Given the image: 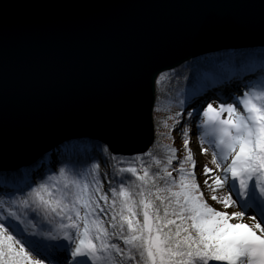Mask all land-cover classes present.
<instances>
[{"label": "water", "instance_id": "water-1", "mask_svg": "<svg viewBox=\"0 0 264 264\" xmlns=\"http://www.w3.org/2000/svg\"><path fill=\"white\" fill-rule=\"evenodd\" d=\"M264 49V0H0V174L69 141L155 139L159 75Z\"/></svg>", "mask_w": 264, "mask_h": 264}, {"label": "snow or ice", "instance_id": "snow-or-ice-1", "mask_svg": "<svg viewBox=\"0 0 264 264\" xmlns=\"http://www.w3.org/2000/svg\"><path fill=\"white\" fill-rule=\"evenodd\" d=\"M252 64L243 59L214 74L232 79L254 73ZM259 71L264 74V68ZM166 77L160 74L157 83ZM258 83L245 84L247 90L230 97L232 102L193 110L197 119L203 116L201 145L216 149L214 167L202 166L200 182L189 148L191 129L177 113L170 117L168 138L179 125L182 159L172 145L163 146V158L155 145L128 161L109 154L115 164L107 190L94 164L88 171L61 167L29 186L23 198L0 199V264H264V81ZM162 125L169 127L167 121ZM206 195L224 209L241 210L218 211ZM248 210L260 219L230 223L243 220Z\"/></svg>", "mask_w": 264, "mask_h": 264}, {"label": "trees", "instance_id": "trees-1", "mask_svg": "<svg viewBox=\"0 0 264 264\" xmlns=\"http://www.w3.org/2000/svg\"><path fill=\"white\" fill-rule=\"evenodd\" d=\"M243 59L251 60V62L253 63L251 67L255 71L254 73H247L246 75H237L232 79H227L228 78L227 75L224 77V74L223 75L214 74L215 70L218 69V67L219 68L226 67L227 65L233 62L239 63ZM202 62L207 63V65L205 64L201 66L198 69L199 73H197L195 76L194 75L189 76L190 78L183 80V84L185 83L184 85L185 88H189V85H191L189 90H182L183 84L180 83L181 79L184 77L180 75L182 67L176 70L168 71V73L166 72L171 76V78H169L168 84H166V82L157 83L156 81V101L153 109V118L155 123H156V118L160 117L161 119V117L166 114V111H170L171 113H174L173 115H171V117H176L177 113H179L178 111H181L183 115L180 117V124L183 125L184 127L190 128L192 126V122L196 123L195 125L197 128L196 130L200 131L202 135L204 129L198 127L202 119L201 120L197 119L196 113L193 111L194 109H197L203 105L202 102L198 103L199 101L198 99H200L202 95L206 94L211 89L222 91L225 88V86L223 85L225 82V80H223L224 78L226 79V81H228L226 83L232 84L230 85L232 88L235 89L238 88L237 91L235 90L233 92L231 91V94L229 93V97L238 96L241 93L240 90L242 91L247 90L245 89V84L259 86L258 82L264 81V74H262L259 71L260 68H264V49L259 50L258 52H256L255 50L254 51L250 50L248 52H242L240 54H228L222 57H209L207 58L206 62L204 61V59L202 60ZM216 64L219 66L216 67ZM204 70L206 71V73L204 72ZM178 79H180L179 83H178ZM207 94L209 95L210 93L208 92ZM193 104L195 105L193 106ZM190 108L192 109L189 111H193L192 117L187 116V112H189L187 109ZM167 120L169 126L168 128H166L167 130H165L164 128H162L161 130L160 127L157 128L156 125L155 139L151 146L153 147V145H155L154 152L159 158H163L165 155V150L163 147L164 145H172L178 149L176 145V141L173 138V131L171 134L172 139L168 138L169 129L172 128L174 124V120L170 118H167ZM178 127L179 125L176 126V131ZM69 145H71L74 148V151L66 152V147ZM85 146H89L91 150L84 151ZM103 148H107V147L102 143L87 139L74 140L73 142L65 143L64 145L59 146L55 150V154L52 153L51 156L50 155L45 156L44 161L42 162V165L44 163V168H42V170L37 172L38 174L40 173L41 175L37 178V180L34 178L35 182H33L32 186L36 187L40 183L44 182L49 175L58 174L59 169L61 167H74L75 170L88 171L91 169V167L94 164L100 165L99 172L101 179L105 178L106 179L105 181H107L108 179L112 180L113 179L112 165L115 164V161L109 158V154L124 161H128L136 156V155L134 156L113 155L108 148H107V152L102 153L101 149ZM177 155L179 157L178 152ZM179 158L182 159L183 156H180ZM69 161H71V165H69L68 163ZM123 166H127V165L125 164ZM173 167H178V165L174 162ZM28 170H30V173L27 174L28 175L27 177L28 179L32 180V177H34L35 174L33 176H29V175L33 174L34 172L36 173V171L34 169H33L34 171L31 169ZM173 175L175 176L176 173H173ZM4 176L5 174H0V180L2 181L0 183V188L4 187V191L0 199L6 200L9 199L10 197L23 198L27 194V191L30 190L29 184H26L27 186L26 192H22L20 191L23 186L22 183L16 182L14 180L11 182L8 181L4 183L5 181ZM117 178L118 177H115L116 180ZM107 189L108 187L107 188L105 187V190Z\"/></svg>", "mask_w": 264, "mask_h": 264}, {"label": "rangeland", "instance_id": "rangeland-1", "mask_svg": "<svg viewBox=\"0 0 264 264\" xmlns=\"http://www.w3.org/2000/svg\"><path fill=\"white\" fill-rule=\"evenodd\" d=\"M259 50H262V49H258V50H256V52H258ZM202 60L203 59L201 57H199L197 59L191 60V61L186 62V63L182 64L181 66H179L178 68H181L182 67L181 68L180 75L181 76H184V77L181 79V81H180V79H178V83L180 81V83L183 84V80L184 79H188V78H190L189 76H192V75L195 76L197 73H199V70L198 69L201 66L205 65V64L207 65V63H203ZM213 64H215V63H213ZM218 66L219 65L216 64V67H218ZM178 68H175L173 70H176ZM166 72L168 73V71H166ZM166 72H163V73L167 74ZM204 72L206 73L205 70H204ZM225 76H226V74H224V77ZM169 78H171V76L169 74H167L166 79L163 80L162 83L163 82H166V84H168ZM223 80H225V82L223 84L225 86V88L222 90L223 92L222 91H219L220 92L219 93V92L216 91L215 94H218V96H216V95L213 94L215 91H212L211 92V95H209L210 97L209 98H207V97L205 98V100L203 101V105L201 107L206 106V103H208V102L213 103V105L216 106V107H218V105L221 102H224V101L232 102L231 99H230V97H229V93L231 94V91L233 92L234 90L237 91L238 88L237 89H234V90L233 89L231 90L230 89L231 88L230 85H232V84L226 83L228 81H226L225 78ZM184 85H185V83L182 85V90H189L190 87H191V85H189V88H185ZM212 90H214V89H212ZM240 92H243V91L240 90ZM207 95L208 94H205L204 96H207ZM202 97H203V95L200 98H202ZM198 100H200V99H198ZM195 104H193V106ZM201 107H199V108H201ZM191 109L192 108L187 109V110L189 111ZM178 112L181 113V111H178ZM173 114L174 113H171L170 111H166V114L164 116H162L161 119H160V117L159 118L157 117L156 118V123L157 124L154 121V127H155V129H156V125H157V128L160 127L161 130H162V128H164L165 130H167L165 127H163L162 122L163 121H167L168 122L167 118H170L171 115H173ZM226 116H227V114L225 113L224 114V117H226ZM201 119H203L202 114L199 117V120H201ZM195 125H196V123H193L192 122V126L190 127L191 131H190V135H189V140H190L189 148L192 150L193 156H194V158L196 159V162H197V173L196 174H197L198 182H200L203 179V177L200 175V170H201L202 166L204 164H208L209 167H214L213 165H211L210 161H211V158H212V152L215 151L216 149L213 146H211L209 143H207V142H205V143H203V145H201V139L200 138H201L202 135H201L200 131L196 130L197 128H196ZM171 134H172V131H171ZM179 136L180 135H179V127H178L177 128V131L176 130H173V138L176 141V145L178 147V153H179V157H180V156H183L184 155V150H183V146H182L181 137H179ZM207 139H211V137H207L206 140ZM69 142H73V141H69ZM69 142H67V143H69ZM201 147L207 148L208 149V152L206 154L204 152H202L201 151ZM57 148H55L51 152L47 153V156H49V155L51 156L52 153L55 154V150ZM45 156L43 158H41L39 161H37L35 164L29 166L28 168H22L20 171H15V172L12 171V172H10L9 175L8 174L5 175L4 176V179H5L4 183L5 182H8V181L11 182L13 180L16 181V182L22 183L23 186H22V188H21L20 191L26 192V190H27L26 184H29L30 186H32L33 185V182H35V179L37 180V178L41 175L40 173L38 174L37 172L40 171V170H42V168H44V163L42 165V162L44 161ZM45 166H46V164H45ZM28 169H31V170L34 169L36 171V173L34 172L33 174H30L29 175V176H33L35 174L34 177H32V180L31 179H28V177H27L28 176L27 174L30 173V170H28ZM120 178L121 177H118L117 180H119ZM102 180H104V186L107 188L108 187L107 181H109L110 179H108L107 181H105L106 179L105 178H102ZM1 182L2 181L0 180V183ZM3 191H4V187H1L0 188V198L2 197ZM221 194H223V193H221ZM205 199H209L207 197V195L205 196ZM209 203L213 207H215L218 211H227L228 213H232V212L240 211L241 210L239 207H230L228 209H224L223 205L216 204L215 202H212L210 199H209ZM252 215H257V211L256 210H248L246 212L245 218L243 220H235V219H233V220L230 221V223L242 222V223H246V224H251L252 221L249 219V217L252 216ZM257 219L258 220L260 219L259 215H257Z\"/></svg>", "mask_w": 264, "mask_h": 264}, {"label": "bare ground", "instance_id": "bare-ground-1", "mask_svg": "<svg viewBox=\"0 0 264 264\" xmlns=\"http://www.w3.org/2000/svg\"><path fill=\"white\" fill-rule=\"evenodd\" d=\"M233 54H234V53H233ZM230 89H231V90H232V89L234 90L235 88H232V87H231ZM212 91H215L213 94L216 95V96H218V94H215V93H216V91H217V92H219V91H218V90H212V89H211L210 91H208V92L210 93L209 95H211V92H212ZM208 92H207V93H208ZM207 93H206V94H207ZM219 93H220V92H219ZM204 95H205V94H204ZM204 95H203L202 98H200V100L198 101V103H201V102L203 103V101L205 100L206 97H207V98L210 97L209 95H207V96H204ZM5 175H7V174H5ZM8 175H9V174H8Z\"/></svg>", "mask_w": 264, "mask_h": 264}]
</instances>
